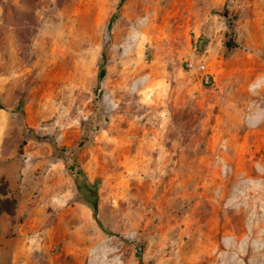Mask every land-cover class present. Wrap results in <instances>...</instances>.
<instances>
[{"label":"rangeland","instance_id":"374dc122","mask_svg":"<svg viewBox=\"0 0 264 264\" xmlns=\"http://www.w3.org/2000/svg\"><path fill=\"white\" fill-rule=\"evenodd\" d=\"M120 1L0 0V264H264V0Z\"/></svg>","mask_w":264,"mask_h":264},{"label":"trees","instance_id":"16d2710c","mask_svg":"<svg viewBox=\"0 0 264 264\" xmlns=\"http://www.w3.org/2000/svg\"><path fill=\"white\" fill-rule=\"evenodd\" d=\"M123 0L120 1L121 5ZM28 138L31 137L35 140L42 141L48 138H43L35 135H26ZM26 138V140L28 139ZM53 151L57 156L63 157L66 160L67 168L71 172L77 191L80 194L84 203L89 205L95 216L98 214V203H99V184L97 181H91L88 176L84 173L77 158L69 153L66 147H61L54 141H51Z\"/></svg>","mask_w":264,"mask_h":264}]
</instances>
